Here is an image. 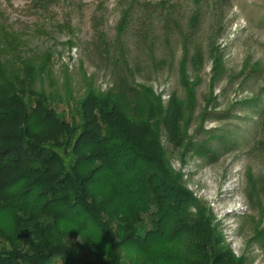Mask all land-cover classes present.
I'll list each match as a JSON object with an SVG mask.
<instances>
[{
	"label": "rangeland",
	"instance_id": "rangeland-1",
	"mask_svg": "<svg viewBox=\"0 0 264 264\" xmlns=\"http://www.w3.org/2000/svg\"><path fill=\"white\" fill-rule=\"evenodd\" d=\"M20 58L45 69L37 87L69 123L74 101L118 77L152 90L186 209L209 217L240 264H264V0H0V68L12 83L29 71ZM21 223L0 209V250L28 253ZM43 229L51 246L80 254L72 261L111 262L117 250L69 222ZM101 229L116 233L115 222Z\"/></svg>",
	"mask_w": 264,
	"mask_h": 264
},
{
	"label": "trees",
	"instance_id": "trees-1",
	"mask_svg": "<svg viewBox=\"0 0 264 264\" xmlns=\"http://www.w3.org/2000/svg\"><path fill=\"white\" fill-rule=\"evenodd\" d=\"M127 20L128 14L119 34ZM28 62L18 60L29 71L13 83L0 68L7 96L0 97V209L16 210L30 249L0 250V264H87L72 261L80 254L47 242L43 227L58 221L117 247L111 262L99 264H240L209 217L186 209L191 198L164 159L156 121L160 100L152 90L118 77L109 90L91 88L74 101L69 123L37 87L45 69L37 72ZM112 222L116 233L97 231ZM113 237L120 239L116 246Z\"/></svg>",
	"mask_w": 264,
	"mask_h": 264
}]
</instances>
